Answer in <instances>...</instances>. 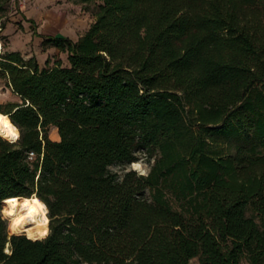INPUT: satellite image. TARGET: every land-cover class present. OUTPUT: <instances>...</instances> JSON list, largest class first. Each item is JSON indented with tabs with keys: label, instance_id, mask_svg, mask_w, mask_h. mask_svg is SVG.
<instances>
[{
	"label": "trees",
	"instance_id": "1",
	"mask_svg": "<svg viewBox=\"0 0 264 264\" xmlns=\"http://www.w3.org/2000/svg\"><path fill=\"white\" fill-rule=\"evenodd\" d=\"M78 2L96 4L87 31L42 42L68 66L0 56L21 100L0 111L22 130L0 141V198L38 188L61 217L44 243L13 238L11 258L0 222V261L264 264V0ZM137 151L150 176L115 183L106 165Z\"/></svg>",
	"mask_w": 264,
	"mask_h": 264
},
{
	"label": "clouds",
	"instance_id": "2",
	"mask_svg": "<svg viewBox=\"0 0 264 264\" xmlns=\"http://www.w3.org/2000/svg\"><path fill=\"white\" fill-rule=\"evenodd\" d=\"M10 49L5 48L0 42V56ZM98 55L106 60L111 57L106 51H100ZM13 100L11 90H0V105H5ZM23 107H31V101H24ZM19 109L12 112L0 111V141L10 146H18L22 139L21 128L13 122L12 116ZM135 159L123 165H106V172L116 177L115 183L123 184L129 174H135L137 179H147L155 166V157L149 158L146 152H133ZM36 157L35 152H28V160ZM43 154L41 153V160ZM39 181V173L36 176ZM67 215V214H65ZM59 215H52L49 204L40 197L38 188L32 191L31 195H12L0 198V222L6 224L7 236L3 242L2 254L11 258L15 253L13 238H23L32 244L44 243L53 234V222L60 220ZM134 256L125 259L124 264H133ZM0 264H7V261H0ZM138 264V262H136Z\"/></svg>",
	"mask_w": 264,
	"mask_h": 264
},
{
	"label": "rangeland",
	"instance_id": "3",
	"mask_svg": "<svg viewBox=\"0 0 264 264\" xmlns=\"http://www.w3.org/2000/svg\"><path fill=\"white\" fill-rule=\"evenodd\" d=\"M69 1V0H66ZM36 0H0V26L1 28L5 25L10 24L13 28V32L8 36H1L0 41L3 42L5 48L15 49V52H19L24 60V62H33L37 64L38 67H41L39 63L43 64V59L45 56L43 51H45V47H37L33 41H29L28 33L29 29L34 31L36 26L30 25L26 19H23V11H29L34 9V3ZM74 2V0H73ZM61 3V2H57ZM52 5H48L49 9ZM77 6V5H76ZM59 8L58 6H55ZM70 13L74 15V17H78L77 25H79L82 30L85 27H89L90 23L94 20V13L96 11V4L87 3V4H78L77 7H70ZM16 12V13H15ZM37 12V11H36ZM2 31V29H1ZM0 31V33H1ZM62 53V52H61ZM49 56V54H48ZM61 58L59 61L61 65L66 67L68 66L67 55L66 53L61 54ZM48 63L53 62L49 57L47 58ZM45 61V62H46ZM54 63V62H53ZM67 64L66 66L64 65ZM45 65V63H44ZM50 65V64H48ZM0 86L6 87L5 80H0ZM2 90H5L2 88ZM10 90V89H9ZM13 100L8 103H21V100L18 96L12 93ZM48 137L51 140H58V134L56 128H50L48 131ZM230 145H234V142H231ZM189 264H199L197 258H193L189 261ZM241 264H248L245 260L241 261Z\"/></svg>",
	"mask_w": 264,
	"mask_h": 264
},
{
	"label": "crops",
	"instance_id": "4",
	"mask_svg": "<svg viewBox=\"0 0 264 264\" xmlns=\"http://www.w3.org/2000/svg\"><path fill=\"white\" fill-rule=\"evenodd\" d=\"M57 2H61L60 4ZM78 4L82 6L78 0H36L34 3V9L29 11H23V19H26L30 25L35 24L36 28L34 31L29 29L28 39L29 41H33L37 47L42 46V42L49 38L56 35H61L63 37L68 38L72 42H76L88 29L85 27L83 30L82 28L77 25L78 17H74L72 13H70V7H77ZM48 5H52L49 9L47 8ZM77 5V6H76ZM58 6L59 8L55 7ZM37 11V12H36ZM16 13V12H15ZM91 24V23H90ZM2 31L0 33L1 36H8L13 32V28L10 24L3 26ZM7 52H15L16 50L12 48ZM45 59H43V64L39 65L40 69L45 67L44 63L49 57L50 60L53 62L59 61L61 58V53L58 49L54 47H45L43 48ZM49 54V56H48ZM53 62L49 63V66L53 65ZM66 66L67 64L64 63ZM64 67V66H63ZM4 88L5 90H9L7 87L0 86V90ZM57 141V140H53Z\"/></svg>",
	"mask_w": 264,
	"mask_h": 264
},
{
	"label": "built area",
	"instance_id": "5",
	"mask_svg": "<svg viewBox=\"0 0 264 264\" xmlns=\"http://www.w3.org/2000/svg\"><path fill=\"white\" fill-rule=\"evenodd\" d=\"M13 1V0H12ZM18 3H19V0H18ZM0 31H1V27H0ZM1 42V41H0Z\"/></svg>",
	"mask_w": 264,
	"mask_h": 264
}]
</instances>
